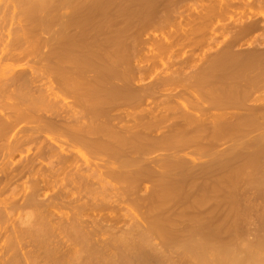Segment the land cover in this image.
<instances>
[{"label": "rangeland", "instance_id": "374dc122", "mask_svg": "<svg viewBox=\"0 0 264 264\" xmlns=\"http://www.w3.org/2000/svg\"><path fill=\"white\" fill-rule=\"evenodd\" d=\"M18 1L0 264H264V0Z\"/></svg>", "mask_w": 264, "mask_h": 264}, {"label": "bare ground", "instance_id": "6f19581e", "mask_svg": "<svg viewBox=\"0 0 264 264\" xmlns=\"http://www.w3.org/2000/svg\"><path fill=\"white\" fill-rule=\"evenodd\" d=\"M8 1H10V0H7L6 3H8ZM23 1H24V3H25L26 0H19V1H18V2H19V5H20V4H21V6H22V5H25V4L23 3ZM27 1H28V0H27ZM30 1H31V0H29L28 2L30 3ZM36 1H38V0H36ZM36 1H35V2H36ZM4 2H5V0H3V3H4ZM33 2H34V1H33ZM35 2H34V3H35ZM39 2H41V0L38 1V3H39ZM43 2H44V1H43ZM46 2H47V1H46ZM46 2H44V3H46ZM65 2H66V1H65ZM83 2H84V1H83ZM6 3H5V4H6ZM12 3H13V2H12ZM14 3H17V1L14 2ZM29 3H28V4H29ZM36 3H37V2H36ZM38 3H37V4H38ZM44 3H43V4H44ZM67 3H68V2H67ZM70 3H71V2H70ZM70 3H69V4H70ZM77 3H78V2H77ZM86 3H87V2H86ZM1 4H2V1H1ZM26 4H27V2H26ZM39 4H40V3H39ZM39 4H38V5H39ZM88 4H89V2H88ZM8 5H9V3H8ZM8 5H7V7L10 6V5H9V6H8ZM19 5H18V6H19ZM29 5L34 6V7H31V6H30L31 8H33V12H34V9H37L38 7H41V6H42V5H41V6H40V5H39V6L37 5V7H36L35 4L33 5V3H32V4H29ZM44 5H45V4H44ZM80 5H81V4H80ZM82 5H83V3H82ZM25 6H26V5H25ZM77 6H78V4H77ZM85 6H86V5H85ZM87 6H88V5H87ZM0 7H1V5H0ZM10 7H12V6H10ZM16 7H17V6H16ZM19 7H20V6H19ZM19 7H18V8H19ZM30 7H29V8H30ZM22 8H23V7H22ZM25 8H26V7H24L23 9H25ZM29 8H28V9H29ZM75 8H76V7H75ZM79 8H80V6H79ZM86 8H87V7H86ZM98 8H100V7H98ZM38 9H40V8H38ZM14 10H15V9H14ZM18 10H19V9H18ZM22 11H23V10H22ZM16 12H17V11H16ZM24 12H25V11H24ZM24 12H23V13H24ZM28 12H29V11H28ZM36 12H37V11H36ZM31 13H32V12H31ZM31 13H30V14H31ZM19 14H20V13H19ZM25 14H26V13H25ZM30 14H29V15H30ZM36 14H37V13H36ZM29 15H28V16H29ZM21 16H24V15H21ZM31 16H32V14H31ZM31 16H30V17H31ZM34 16H35V15L33 14V17H34ZM19 17H20V16H19ZM33 17H32V18H33ZM21 18H23V17H21ZM21 18H20V19H21ZM24 18H25V17H24ZM20 19H19V20H20ZM29 19H30V18H29ZM23 20H24V19H23ZM20 22H21V20H20ZM255 256H257V255H255ZM255 259H256V257H255Z\"/></svg>", "mask_w": 264, "mask_h": 264}]
</instances>
